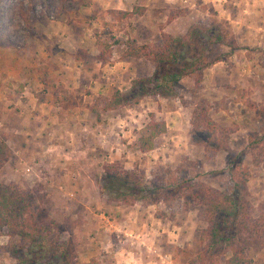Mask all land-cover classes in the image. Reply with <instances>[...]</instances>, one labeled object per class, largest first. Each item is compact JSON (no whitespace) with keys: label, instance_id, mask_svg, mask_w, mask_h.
<instances>
[{"label":"rangeland","instance_id":"1","mask_svg":"<svg viewBox=\"0 0 264 264\" xmlns=\"http://www.w3.org/2000/svg\"><path fill=\"white\" fill-rule=\"evenodd\" d=\"M136 6L145 9L143 15L117 21L113 11ZM193 26L208 30L172 70L212 52L214 32L226 33L236 49L217 46L213 56L223 59L205 70L199 84L183 78L176 96L150 93L137 104L102 111L114 89L128 91L139 78L155 79L148 57L120 59L123 41L162 47L166 36L183 37ZM99 38L112 44L108 62L99 58ZM1 48L9 61L0 52V145L10 149L1 180L44 199L42 209L58 223L50 240L73 242L74 264H121L120 254L128 251L135 264H202L200 230L207 223L202 204L192 202L194 191L174 186L170 198L154 203L112 199L99 190L111 163L141 174L147 185L192 176L228 192L236 182L230 159L244 153L251 170L244 187L259 213L264 160L254 165L249 141L264 137V0H0ZM15 54L23 61L16 64ZM41 102L55 107L33 132V106ZM77 103L87 110L66 111ZM201 103L222 127L224 149L211 151L192 140L191 119ZM91 106L99 107V120ZM74 114L81 122L69 121ZM159 120L168 131L143 152L139 138L149 122ZM64 141L72 148H64ZM11 242L9 235L0 236V264H18ZM38 249L42 263L61 264L51 242ZM248 256L252 264H264V244L250 248Z\"/></svg>","mask_w":264,"mask_h":264},{"label":"trees","instance_id":"2","mask_svg":"<svg viewBox=\"0 0 264 264\" xmlns=\"http://www.w3.org/2000/svg\"><path fill=\"white\" fill-rule=\"evenodd\" d=\"M144 11L143 7L136 6L132 10H115L113 13L117 21L122 22L126 18L141 16ZM207 30L193 26L183 37L166 36L168 41L162 47L139 44L133 38L123 41L120 59L148 57L155 66V79L139 78L128 91L114 89L105 99L102 111H112L137 104L142 96L150 93L166 97L176 96L181 80L188 76L193 77L196 83H201L205 70L223 59L224 54L213 56L217 46L226 45L232 50L236 49L235 43L226 33L214 32L209 38V42L215 46L212 52L202 53L180 68L172 70L181 62L185 48ZM98 45L99 58L102 62H108L112 56V44L99 38ZM148 85H151V88ZM91 110L97 114L99 120V107L91 106ZM191 124L190 133L195 143L202 144L211 151L225 148L226 143L218 137V131L222 127L211 118L210 108L205 103L196 106ZM167 131L165 121H151L145 126L138 145L143 152L151 150L156 139ZM249 148L254 165L259 166L264 160V137H252ZM9 156V146L2 142L0 145V236L9 235L12 238L9 251L17 259L18 264H46L41 262L38 254L42 251L38 248L51 242L59 250L61 264H74L77 254L73 242L60 240V236L50 240L58 230V223L42 209L41 203L44 199L36 195L32 189L23 188L16 182L1 180V173ZM244 159V153L230 159L229 172L236 182L232 191L228 192L204 185L192 176L175 182L169 181L165 185H147L144 184L141 174L125 169L119 163L106 166L99 183V190L102 194L125 203H135L137 199L154 203L163 197L167 200L171 197V188L174 186L175 190L185 188L183 192L194 191L191 196L192 202L202 204L204 221L207 223V226L200 230L203 249L197 255L198 262L252 264L248 250L264 244V202L259 206V213L255 214L257 208L251 202L249 192L244 187L251 175L249 166L243 163ZM195 184L198 186L196 191ZM89 264L100 263L92 259Z\"/></svg>","mask_w":264,"mask_h":264},{"label":"crops","instance_id":"3","mask_svg":"<svg viewBox=\"0 0 264 264\" xmlns=\"http://www.w3.org/2000/svg\"><path fill=\"white\" fill-rule=\"evenodd\" d=\"M8 50H10V49H8ZM0 52L2 53V55L4 56L3 58H4V60H3V62L5 63V62H7V61H9L8 60V58H7V54L9 53V52H7V50L5 49H3V48H1L0 49ZM20 55L19 54H15V56L13 57V60H14V62L16 63V64H18L19 63V61H23V59L24 58H21V57H19ZM53 107H55L52 103L51 104H46V103H42L41 102V104H37L36 106H33V109H35L34 110V113L32 114V116H33V118H34V120H33V124H31V126H32V128H33V132H37L38 130H37V121L38 120H46L47 119V115H49L48 113H52V111H53ZM73 110L74 112H76L78 109H79V111H81V110H83V109H86L87 110V105L86 104H83V103H77L74 107H69V108H67L66 109V111H68L69 112V110ZM89 110V109H88ZM62 111H65V110H62ZM76 113H78V111L76 112ZM87 113V112H86ZM69 114V113H68ZM79 114H81V112L79 113ZM52 115V114H51ZM76 118H78L79 120L77 121V122H81V116H76L75 114L72 116V117H68V119H69V121H74ZM90 121H92L91 120V118H90ZM66 122H67V119H66ZM66 122H64V123H66ZM75 122H76V120H75ZM65 125V124H64ZM66 127V126H65ZM68 128V127H67ZM92 129V128H91ZM72 143H65V141H64V143H63V147L64 148H72V145H71ZM63 152H64V150H63ZM66 157H69L70 158V156H67L66 155ZM61 171H62V169H61ZM65 176H66V174H64ZM127 256H126V253H121L120 254V256H119V258H118V260H117V263H121V264H124V263H127V264H135L136 263V261H135V257H134V255L133 254H131L130 253V251H128L127 252ZM257 259V258H256ZM156 260H152L150 263H147L146 261H142V264H157L156 262H155ZM138 264V263H137ZM258 264H262L261 262L260 263H258Z\"/></svg>","mask_w":264,"mask_h":264}]
</instances>
